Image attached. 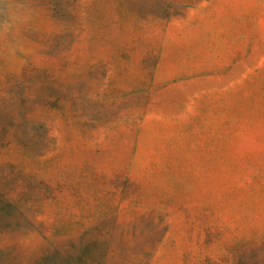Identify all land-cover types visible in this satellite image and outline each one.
Listing matches in <instances>:
<instances>
[{
  "label": "rangeland",
  "instance_id": "374dc122",
  "mask_svg": "<svg viewBox=\"0 0 264 264\" xmlns=\"http://www.w3.org/2000/svg\"><path fill=\"white\" fill-rule=\"evenodd\" d=\"M0 264H264V0H0Z\"/></svg>",
  "mask_w": 264,
  "mask_h": 264
}]
</instances>
